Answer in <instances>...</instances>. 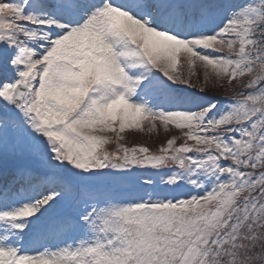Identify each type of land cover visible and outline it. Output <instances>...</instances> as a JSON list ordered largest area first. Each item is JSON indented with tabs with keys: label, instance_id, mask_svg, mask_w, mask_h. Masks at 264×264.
I'll return each mask as SVG.
<instances>
[{
	"label": "snow or ice",
	"instance_id": "6c2138e0",
	"mask_svg": "<svg viewBox=\"0 0 264 264\" xmlns=\"http://www.w3.org/2000/svg\"><path fill=\"white\" fill-rule=\"evenodd\" d=\"M0 264H264V0H0Z\"/></svg>",
	"mask_w": 264,
	"mask_h": 264
},
{
	"label": "rangeland",
	"instance_id": "374dc122",
	"mask_svg": "<svg viewBox=\"0 0 264 264\" xmlns=\"http://www.w3.org/2000/svg\"><path fill=\"white\" fill-rule=\"evenodd\" d=\"M210 95H220V92H210ZM128 146L143 145L149 147L153 152L158 151L159 147L164 145L168 139L173 136H180V130L174 126H169L167 130L163 126H159L153 132L129 130L124 134ZM182 141H178L181 143ZM110 148L113 146H109Z\"/></svg>",
	"mask_w": 264,
	"mask_h": 264
}]
</instances>
